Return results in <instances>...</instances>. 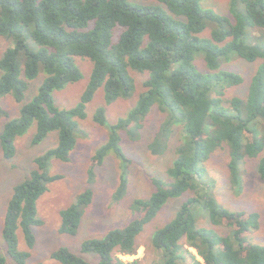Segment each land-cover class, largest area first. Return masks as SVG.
Masks as SVG:
<instances>
[{"label": "trees", "instance_id": "16d2710c", "mask_svg": "<svg viewBox=\"0 0 264 264\" xmlns=\"http://www.w3.org/2000/svg\"><path fill=\"white\" fill-rule=\"evenodd\" d=\"M229 12L232 17L202 7L201 0H0V35L11 41L0 57V98L12 92L14 99L22 102L29 82L40 72L44 75L35 93L21 105L19 115L5 122L0 133L3 155L14 156L16 136L33 122L34 144L57 131L56 145L35 157V167L13 186L7 204L2 236L15 263L25 264L34 247L32 226L42 223L36 215L37 199L48 183L61 178L48 173L50 159H70L76 143V118L85 117L86 104L98 87L103 86L106 103L131 95L135 87L131 68L149 72L145 89L126 116L110 126L106 142L91 156L89 181L94 166L110 151L126 165L129 160L121 147V133L138 139L143 118L153 105L165 112L166 118L148 147L161 154L175 134L174 158L166 178L152 179L150 196L131 202L134 218L103 237L84 240L81 252L95 253L98 264H131L118 255L135 254L136 237L145 224L169 198L190 190L193 194L180 204L174 217L156 228L151 237L153 247L161 253L155 264H186L187 257L190 264H264V245L251 240L259 225L258 214L222 207L214 196L201 192L199 182L205 171L202 163L222 145L228 149L227 166L234 183L240 181V166L246 157L258 159L257 171L264 180V43H251L247 34L264 28V0H230ZM207 23L216 27L210 37L202 38ZM116 26L120 31L113 42ZM196 53L202 55L206 71L197 68ZM233 55L263 62L252 76L247 96L231 97L226 107L224 89L242 81L238 73L220 68V59L228 61ZM76 56L92 62L90 79L74 107L60 108L53 91L81 78ZM3 115L7 113L0 106V118ZM94 120L105 123L104 107L96 110ZM127 184L124 171L116 198L122 196ZM91 200L92 191L87 188L61 209L59 232L75 234ZM196 204L211 224L230 228L229 234L198 226ZM17 230L23 233L25 250L18 248ZM51 257L62 264H89L67 246L53 250ZM0 264H7L3 255Z\"/></svg>", "mask_w": 264, "mask_h": 264}, {"label": "rangeland", "instance_id": "374dc122", "mask_svg": "<svg viewBox=\"0 0 264 264\" xmlns=\"http://www.w3.org/2000/svg\"><path fill=\"white\" fill-rule=\"evenodd\" d=\"M141 1V0H140ZM230 0H201L202 7L210 8L215 12L231 16L229 12ZM243 10V4H239ZM216 26L207 23L201 31L202 38L210 37L211 31ZM120 27L113 29L112 40H117ZM248 39L251 43L262 46L264 43V28L248 30ZM33 45L32 41H29ZM11 41L0 35V57ZM82 76L79 80L67 83L61 89L53 91L55 104L60 108H72L80 100V97L88 85L92 62L88 58L74 57ZM197 68L206 71L205 61L200 53L195 54ZM262 59L247 61L233 55L228 61L220 59V68L238 73L242 77L239 84L227 86L223 91L224 105L227 100L237 96L245 98L248 94L252 76ZM129 73L134 79V90L128 97H118L110 103L105 101V91L100 86L95 91L91 100L86 104L85 117L76 118L75 128L76 143L70 152V159L62 161L52 157L49 161L48 173L60 174L61 178L48 183V189L42 193L36 202L37 217L42 220L40 225L32 226L35 234V244L30 250V256L25 264H62L51 253L60 246H67L71 251L83 256L89 264H98L95 253L81 252V243L89 238L103 237L109 230L121 228L134 218L130 209L131 202L136 198H147L154 190L153 178H166V169L174 158V145L176 135L170 140L169 147L161 154L153 153L148 144L153 140L166 116L153 105L143 118V127L140 137L131 139L125 132L121 133V147L127 155L126 165L115 154L108 152L101 164L94 166V176L91 181L88 178V167L93 153L106 142L110 126L126 114L137 103L139 95L144 91V81L149 77V72H139L129 68ZM40 72L38 77L29 82L22 102H17L12 92L6 93L0 98V106L6 111L7 116L0 118V133L8 118L19 115V109L35 93L38 84L43 78ZM99 107H104L106 120L104 124H98L94 120V114ZM36 132V124L33 122L27 131L16 136L15 154L11 158L4 157L0 144V255L6 257L7 264H17L6 252L5 242L2 236V227L8 201L12 195L13 186L28 177L35 167L34 159L57 143V131H51L38 143H32ZM171 138V137H170ZM228 149L222 145L212 152L202 163L205 171L199 178L201 192H206L218 201V203L232 211H252L258 214L259 225L251 233V240L264 245V180L257 171V158L246 157L240 166V181L234 183L228 170ZM126 172L128 178L127 187L118 198L115 193L119 186L120 175ZM87 188L92 191V200L84 208L81 222L77 232L73 235L59 232L61 209L67 207L76 200L79 194ZM193 192L187 190L183 195L172 197L161 207L157 214L145 224L137 235V251L133 255H118L121 259L131 264H155L159 262L161 253L153 247L151 237L156 228L163 226L171 220L180 204ZM194 213L198 226H209L216 229L219 234H229L230 228L211 224L206 217L201 205L196 204ZM18 248L27 249V245L20 230H17ZM191 249V248H190ZM196 257L203 262L196 250L191 249ZM186 264H190L189 257Z\"/></svg>", "mask_w": 264, "mask_h": 264}]
</instances>
